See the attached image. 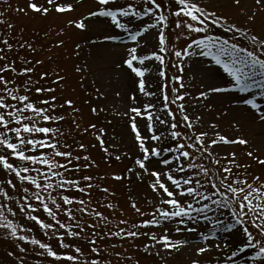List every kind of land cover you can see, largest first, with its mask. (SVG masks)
Segmentation results:
<instances>
[{
  "label": "snow or ice",
  "instance_id": "obj_1",
  "mask_svg": "<svg viewBox=\"0 0 264 264\" xmlns=\"http://www.w3.org/2000/svg\"><path fill=\"white\" fill-rule=\"evenodd\" d=\"M77 3L28 0L26 9L41 15L51 11L62 14L75 11ZM232 3L239 6L240 0ZM240 11L247 22H253L264 13V0H252L247 11ZM95 22L109 30L102 34L103 41H119L125 36L129 42L116 68L126 70L132 79L128 96L131 103L123 115L138 154L131 166L120 172L92 175L90 169L98 165L88 154L89 146L75 139L69 143V133L63 130V122L69 117L73 131H93L106 162L120 161L128 154L118 150L114 156L109 153L104 128L97 129L94 123L81 128L74 100L54 94L57 86L63 91L65 76L61 70L43 69V60L23 56V51L35 54L37 48L14 36L13 25L7 23V32L0 34V230L13 241L35 246L41 257L50 258L48 264H140L139 259L126 254L124 243L136 248L135 241L146 237L150 243L142 245L143 251L151 253L160 247L171 254L189 241L173 239L163 225L174 223L176 233L197 232L202 221L212 228L198 233L202 246L193 249L187 264H264V179L252 175L249 180L246 170L240 173L243 166L236 164L235 152L221 155L212 151L219 144L247 145L248 141L216 132L215 138L206 143L208 132L196 131L201 117L190 115L185 103L189 93L184 91L183 79L186 63L209 58L208 63L222 71V83L201 85L196 98L247 94L235 96L232 103L245 107L264 123V105L257 100L264 99V32L209 10L201 0H95L93 9L68 19L67 25L87 31ZM5 23L0 20V24ZM170 28L174 40L169 38ZM149 33L151 48L146 39ZM63 43L57 40L55 46ZM75 48L81 45L77 43ZM169 66L175 69L171 75ZM37 68L42 70L37 72ZM153 68L155 85L148 79ZM74 71L79 74L85 68L76 66ZM254 89L257 91L253 95ZM96 92L104 95L99 89ZM65 107L71 112L58 111ZM97 111L91 108L93 114ZM246 155L264 165V159L252 151ZM233 168L238 171L234 173ZM109 176L115 181L135 176L154 194L147 210L128 196L137 216L131 223L115 215L118 205L110 199L115 192L103 183ZM94 192L102 195L96 198ZM226 214L228 220L224 219ZM18 215L38 226L45 239L32 235L33 229L18 222ZM148 227H160L162 231H141ZM219 230L238 241L236 246L230 241L209 244ZM81 241L83 246L77 243ZM16 247L21 253L25 251L19 243ZM212 248L217 256L199 258ZM246 250L251 255L243 259ZM17 264H24L22 257L17 256Z\"/></svg>",
  "mask_w": 264,
  "mask_h": 264
},
{
  "label": "rangeland",
  "instance_id": "obj_2",
  "mask_svg": "<svg viewBox=\"0 0 264 264\" xmlns=\"http://www.w3.org/2000/svg\"><path fill=\"white\" fill-rule=\"evenodd\" d=\"M28 0H0V20L6 21L5 24H0V34L7 32V23L13 25L12 33L17 38L22 37L23 40H28L37 48V52L32 54L28 51H23V56H30L33 59L43 60V69L61 70V75L65 76L61 86H57L58 96L71 98L74 100V107L79 109L75 114L77 121L81 124V128L86 127L89 123H94L97 129L104 128L105 133L103 139L105 145L109 147V153L113 156L117 150L119 153H127L123 155L120 161L111 159L110 163L105 161V153L100 149L99 143L94 138L93 131L87 134H81L79 130L73 131L70 117L63 122V130L69 133L68 142L72 143L73 139L88 145V154L96 162L98 167L90 169L94 176L105 175L113 171L120 172L126 166H131L132 160L138 154L136 145L132 136L129 134L127 126V117L123 115L130 106L128 96L133 88L132 79L126 70H119L116 64L120 63L121 57L124 54V46L129 43L125 36H121L119 41H103L102 34L108 32L106 25L100 22L90 24L87 31H81L75 27L68 26L67 20L73 17L79 18L80 15H85L89 10L95 7V0H78L75 5V11L66 13L49 12L47 15H41L26 9ZM203 6L209 10H215L217 13L227 16L230 20L235 21L240 25H247L256 32H264V13H260L253 22H247L246 16L241 14L240 9L245 11L252 5V0H240V5L235 6L232 0H201ZM18 8H25V12L17 11ZM63 29V33L60 32ZM169 38L174 40L172 29H169ZM149 41L148 47H152V35L149 33L146 36ZM57 40H63L61 46H55ZM79 43L80 49H76L75 45ZM182 44L183 41H180ZM78 52V55H74ZM209 58L203 60L194 59L191 64H185L183 74L184 83L186 85L185 92L189 93L185 103L188 105L190 115H199L201 117L196 131H207V139H214V133L219 132L232 139L236 136H241L248 141L247 145L240 144H219L212 151L220 153H236V164L242 165L239 172L246 174L251 179L252 175H260L264 179V165L257 164L254 160L246 155L252 151L253 155L264 159V123L255 119L251 112L243 106H236L232 103L233 98L237 95L245 96L247 94H239L235 92L217 94L210 97L208 100H200L196 98V94L201 90V85H218L222 83L223 73L218 66L210 65ZM80 66L85 68L82 73H76L74 68ZM42 70L37 68V72ZM175 69L169 66V75ZM83 77V80H81ZM36 77L33 76V79ZM153 85L157 80L155 69L148 76ZM103 93L99 96L96 92ZM257 90H252L254 95ZM119 93V95H117ZM140 99H143L142 97ZM258 102L264 105V99L257 97ZM87 101V103H86ZM62 103V100H58ZM211 104L209 108L207 105ZM96 107L97 113L93 114L91 108ZM58 111L69 113L71 109L65 107ZM217 127L213 128L211 125ZM239 125V127H235ZM93 145H95L93 147ZM73 147L75 145L73 144ZM83 163V161H82ZM221 164L224 161L221 160ZM250 166V167H249ZM233 168V172H237ZM243 178V175L241 176ZM147 181V177L145 178ZM109 186L115 196L110 197L114 205H118L116 210L117 218H126L130 223L137 219L136 214L131 209L128 202V196L131 195L137 200L138 205L142 210H147L146 205L149 199H154V194L147 187V183H141L136 180L135 176H131L127 180L115 181L110 176L103 182ZM93 195L99 198L102 194L94 192ZM106 215L109 210L103 209ZM121 212L123 217H121ZM228 220L227 214L224 217ZM18 222L24 223L26 227L33 229L32 235L38 239H45L41 230L31 221L24 220L21 216L17 217ZM169 229V234L173 239L197 240L201 243L198 233L203 230L207 233L212 225L205 226L201 221L197 232H181L173 231L174 223H165L163 225ZM192 226L191 224L189 225ZM141 231L160 233V227H148ZM230 241L233 247L238 241H234L233 237L223 230L217 231L214 238L209 241V244H217L220 242ZM68 242V241H66ZM119 244V241H112ZM19 243L25 248L23 253L16 247ZM54 243V242H53ZM83 246V242H77ZM144 243H150L146 237H141L135 241L136 248H132L128 243H124L126 254H131L134 259H139L140 264H187L188 258L193 255V250H185L179 248L169 254L163 248H154L151 253L142 250ZM221 244V243H220ZM202 246V244H200ZM159 251L160 255H155ZM12 255L9 256L8 253ZM217 250L212 248L199 257L201 260H206L217 256ZM251 255L250 250H246L241 258L247 259ZM17 256L24 260V264H48L50 258H44L39 255V249L31 244H24L21 241H13L7 238L3 231L0 230V264H17ZM56 264V262H53ZM59 264H68L66 261H61Z\"/></svg>",
  "mask_w": 264,
  "mask_h": 264
},
{
  "label": "bare ground",
  "instance_id": "obj_3",
  "mask_svg": "<svg viewBox=\"0 0 264 264\" xmlns=\"http://www.w3.org/2000/svg\"><path fill=\"white\" fill-rule=\"evenodd\" d=\"M182 240H188V239H186V237H185ZM188 241H189V243L186 246H181V248H183L185 250H193L196 246H200V244H201L199 241L193 240V239H190ZM220 243L223 244L224 242H220Z\"/></svg>",
  "mask_w": 264,
  "mask_h": 264
}]
</instances>
